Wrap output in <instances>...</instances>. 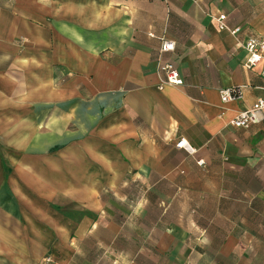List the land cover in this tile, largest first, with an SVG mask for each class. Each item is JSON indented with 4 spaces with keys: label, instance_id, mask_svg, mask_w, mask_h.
I'll return each mask as SVG.
<instances>
[{
    "label": "crops",
    "instance_id": "obj_1",
    "mask_svg": "<svg viewBox=\"0 0 264 264\" xmlns=\"http://www.w3.org/2000/svg\"><path fill=\"white\" fill-rule=\"evenodd\" d=\"M253 37L264 0H0V264H264V123L232 125L264 100ZM136 178L147 229L102 198Z\"/></svg>",
    "mask_w": 264,
    "mask_h": 264
},
{
    "label": "built area",
    "instance_id": "obj_2",
    "mask_svg": "<svg viewBox=\"0 0 264 264\" xmlns=\"http://www.w3.org/2000/svg\"><path fill=\"white\" fill-rule=\"evenodd\" d=\"M226 15H221L218 18L221 30H229L225 24ZM240 28L231 30V33L236 35L240 32ZM176 42L174 40L164 39L161 44V48L158 54L159 58V70L164 75V81L160 85V89L164 86H183L185 81L179 73L174 62L170 59L165 60L164 57L167 53H172L175 50ZM245 49L249 54L246 66L252 67L257 64L262 66V75L264 77V38H251L245 45ZM222 101L227 102L229 100L242 97L240 89H225L221 91ZM264 123V100L257 101L251 109L239 113V115L232 121V125L238 128H248L252 124ZM182 144V143H180ZM50 259H46L49 261Z\"/></svg>",
    "mask_w": 264,
    "mask_h": 264
},
{
    "label": "rangeland",
    "instance_id": "obj_3",
    "mask_svg": "<svg viewBox=\"0 0 264 264\" xmlns=\"http://www.w3.org/2000/svg\"><path fill=\"white\" fill-rule=\"evenodd\" d=\"M153 181V180H152ZM136 178L135 181L125 184L119 192L105 191L102 198L112 205V216L125 223L128 218L140 219L136 224L143 223L140 228H149L148 220L159 217L162 214V186L154 185ZM160 189V190H159ZM144 219V220H143ZM127 228V226H125ZM117 260V259H114ZM118 264L121 262L118 260Z\"/></svg>",
    "mask_w": 264,
    "mask_h": 264
}]
</instances>
